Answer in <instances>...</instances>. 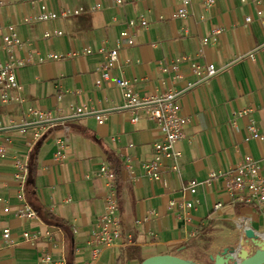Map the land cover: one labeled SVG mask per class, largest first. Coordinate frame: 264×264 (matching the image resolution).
Masks as SVG:
<instances>
[{"label":"crops","instance_id":"1","mask_svg":"<svg viewBox=\"0 0 264 264\" xmlns=\"http://www.w3.org/2000/svg\"><path fill=\"white\" fill-rule=\"evenodd\" d=\"M2 1L0 21L15 26L26 43L15 56L27 63L18 72L23 102L4 103L0 98V147L6 151L0 156V199L6 206L0 204V235L8 229L17 243L8 246L0 239V264H41L46 254L57 264H140L163 254L206 264L213 255L211 245L233 246L243 238L239 222L248 220L253 230L264 229V215L228 195L222 176L247 158L260 163L264 176V142L246 141L250 121L264 135V0H211L208 5L207 0H191L185 19L172 17L176 0H128L122 6L114 0H47L57 13L77 7L87 12L70 21L29 24L24 18L38 13L33 0ZM139 16L148 25L133 31L132 46L119 48L111 75L130 81L139 97L174 91L179 111L188 120L185 139L176 146L179 171H165L160 181H149L141 169L153 158L159 130L142 111L136 112L137 123H131L135 114L123 107L118 88L111 82L97 85V70L104 64L97 50L116 49L120 32ZM249 16L252 20L246 23ZM216 29L220 33L212 37ZM54 30L63 35L43 37ZM69 53L74 55L66 56ZM48 54L62 58L37 63ZM177 58L188 60L180 63L179 78L162 72ZM192 62L202 70L213 65L216 74L198 77L190 69ZM79 107L93 113L75 115ZM27 108L49 111L53 120L38 122L26 115ZM93 114L103 115V123ZM44 136L36 151V171L28 179L30 155ZM17 161L27 165L24 201L37 214L33 220L16 215L22 203L14 179ZM110 164L117 166L121 183L118 217L124 235L93 259L88 240L112 193L98 171L103 165L112 170ZM211 173L217 177L191 197L198 204L184 223L169 202L181 200L184 184L203 181ZM218 202L222 207L215 209ZM45 213L65 221L68 228L46 224ZM25 232L36 234V240L24 241ZM191 239L195 249L187 247Z\"/></svg>","mask_w":264,"mask_h":264},{"label":"built area","instance_id":"2","mask_svg":"<svg viewBox=\"0 0 264 264\" xmlns=\"http://www.w3.org/2000/svg\"><path fill=\"white\" fill-rule=\"evenodd\" d=\"M128 0H114L115 5L122 6ZM140 1V0H136ZM245 2L246 0H241ZM259 2V0H253ZM38 6V13L24 18V23L29 24L33 22H50L59 18L70 21V18L80 16L87 12L83 7H77L71 10H63L62 12H55L49 9L47 0H33ZM212 1L207 0L206 4ZM176 8L173 11L172 17L175 19H185L188 17L190 11L191 0H176ZM3 6V1L0 0V8ZM100 6L97 4L91 8L92 11L97 10ZM262 11L258 10L256 16L261 18ZM252 18L246 17L245 22H251ZM147 21L144 16L131 19L127 22L126 28L120 32L119 40L117 41L118 47L116 49L108 50L104 47L97 50L104 59V64L98 68V81L97 85L103 82H111L121 93L123 107L133 112L131 123H137V111H142L143 114L151 120L161 135V140L152 145L153 158L151 161L144 162L141 165L143 175L149 181H160L161 176L165 171L178 172V160L181 153L176 149L179 142L185 139V130L188 125V120L181 115L177 102V94L170 90L161 96L153 97H139L131 89L130 81L124 78H114L111 75V70L117 65L119 57V48L121 46L130 47L134 44L133 31L140 27L146 28ZM220 33L219 29L212 32V37ZM62 31L54 30L52 32H45L43 37L51 39L53 37L62 36ZM0 98L4 103H18L23 102L22 90L23 87L18 79V72L22 69L27 62L15 56V50L22 48L26 43L18 36L15 26L5 25L0 21ZM207 40H203L205 44ZM1 52L4 54V59L1 57ZM87 54L91 51L87 50ZM69 53L66 56H73ZM62 56L55 54H48L46 58L38 57L37 63L42 64L46 60H59ZM185 60L181 58L175 59L168 66L162 67V72H173L176 78H179L180 63ZM188 61V60H185ZM191 71L198 77L210 78L216 74L213 65H209L205 70H202L195 62L190 63ZM189 87L192 84L188 85ZM264 106V105H263ZM75 115H83L93 113L86 108H75ZM26 115L31 116L38 122L49 123L53 117L49 111H43L33 108L26 109ZM98 124L103 123V115L93 114ZM20 131L24 133L26 129L21 126ZM247 136L246 141L255 140L264 142V135L256 128L253 121H250L246 127ZM37 139L39 135L35 136ZM6 151L4 147H0V156L5 157ZM57 157L60 153L57 152ZM165 161H170V165H165ZM129 165V161H126ZM16 172L14 179L20 184V193L18 198L22 202L16 211V215L22 220H33L37 218L36 212L31 206L24 201V186L28 175L27 165L17 161ZM98 176L107 180L109 188L112 191L104 201V211L98 218L96 228L90 234L88 246L91 249V256L97 259L102 250L116 246L123 238L119 217H118V199L115 195V173L107 166L103 165L98 171ZM224 180L225 192L233 197L237 202L245 205H252L264 215V176L262 175V168L259 162L247 158L245 161L239 163L233 170H229L222 174ZM217 177L216 174L211 173L203 181H189L184 184L180 189L181 200H171L169 208L176 209L178 218L183 220L184 223L190 221V212L194 210L197 201L192 200L191 197L196 194L198 188L204 189L209 187L212 179ZM166 184H164L165 186ZM0 204L6 208L5 204L0 199ZM222 204L216 203L214 208L220 209ZM129 239V236H125ZM37 238L36 234L23 233V239L26 242L33 243ZM0 239L8 246L16 245V241L11 238L10 231L4 229L0 235ZM41 264H57L50 255L46 254L41 258Z\"/></svg>","mask_w":264,"mask_h":264},{"label":"water","instance_id":"3","mask_svg":"<svg viewBox=\"0 0 264 264\" xmlns=\"http://www.w3.org/2000/svg\"><path fill=\"white\" fill-rule=\"evenodd\" d=\"M243 237L238 242V246L227 243L211 245L210 250L213 255L209 256L212 264H264V229L258 231L248 228L243 231ZM243 245H250L255 248L251 253L242 248ZM140 264H199L175 255L163 254L148 257Z\"/></svg>","mask_w":264,"mask_h":264},{"label":"trees","instance_id":"4","mask_svg":"<svg viewBox=\"0 0 264 264\" xmlns=\"http://www.w3.org/2000/svg\"><path fill=\"white\" fill-rule=\"evenodd\" d=\"M47 137L48 136H44L37 143L32 154L30 155V166H29L30 172H29L28 179H30L36 171V162H35L36 161V151L39 148V146L41 145V143L47 139ZM110 168H112V170L115 173V181H114V183H115L114 184L115 185V195L118 198V197H120L121 183H120L119 177H118L117 166H115V164H113V165L110 164ZM42 220L48 225H54V226H57V227H60L63 229L68 228V224L65 221L55 218L51 213H45L42 216ZM190 241H192V239ZM187 247L195 249L197 247V243L194 242V240H193Z\"/></svg>","mask_w":264,"mask_h":264},{"label":"bare ground","instance_id":"5","mask_svg":"<svg viewBox=\"0 0 264 264\" xmlns=\"http://www.w3.org/2000/svg\"><path fill=\"white\" fill-rule=\"evenodd\" d=\"M238 227L240 228V230L243 232L244 230L248 229V228H252L251 227V223L248 220L242 221L238 223Z\"/></svg>","mask_w":264,"mask_h":264},{"label":"rangeland","instance_id":"6","mask_svg":"<svg viewBox=\"0 0 264 264\" xmlns=\"http://www.w3.org/2000/svg\"><path fill=\"white\" fill-rule=\"evenodd\" d=\"M255 231H257V230H255ZM241 234H242V233H241ZM242 235H243V234H242ZM243 238H244V237H243ZM233 246L237 247L238 244H235V245H233ZM242 248L248 250V251L251 252V253H253L254 250H255V248H254L253 246H250V245H243ZM206 264H212V263H211V262H207ZM229 264H233V263L230 262Z\"/></svg>","mask_w":264,"mask_h":264}]
</instances>
